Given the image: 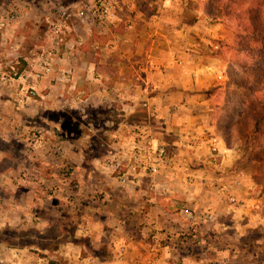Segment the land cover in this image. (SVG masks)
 Instances as JSON below:
<instances>
[{"label": "crops", "instance_id": "obj_1", "mask_svg": "<svg viewBox=\"0 0 264 264\" xmlns=\"http://www.w3.org/2000/svg\"><path fill=\"white\" fill-rule=\"evenodd\" d=\"M20 1L24 13L0 34V48L9 44L11 49L7 56L23 48L13 34L23 21L37 26L50 7L76 0H0V9ZM118 1L113 24L74 26L71 42L80 37L84 48L61 56L54 71L38 82L37 98L17 105L15 99L23 93L19 80L0 83V141L15 139L24 153L15 158L12 145L0 148V228L23 226L41 211L45 198L57 197L62 207L70 209V200L79 205L73 238L89 237L93 243L92 257H83L82 264H233L251 250L243 242L248 228H264V211L256 210L259 205L251 195L254 189L260 193L262 185L252 168L243 165L240 152L225 144L208 104L226 79L230 21L221 14L220 0H151L157 8L148 17L137 9L136 0ZM33 37L40 39L41 34ZM94 50L98 63L112 69L97 71L90 59ZM209 89L213 93L206 96ZM143 109L146 118L141 117ZM77 110L82 121L77 133H69L65 115ZM91 110L95 118H88ZM43 122L46 126L40 127ZM35 132L43 139L27 153ZM147 139L166 144L177 164L117 180L105 162L109 152L127 158L124 145ZM54 144H60L71 165L77 189L68 187L70 178L56 175L58 165L43 179L67 188L73 198L59 189L48 196L36 188L44 176L36 152L48 155ZM6 161L12 164L3 165ZM22 170L36 179L30 176L27 188L17 190L14 181L22 177L15 176ZM230 194L236 203L230 202ZM186 206L194 213L191 220L181 211ZM206 212L213 213L214 220L205 221ZM103 239L107 250L96 253ZM65 244L68 249L86 248L81 242ZM17 254L13 248L12 257Z\"/></svg>", "mask_w": 264, "mask_h": 264}, {"label": "rangeland", "instance_id": "obj_2", "mask_svg": "<svg viewBox=\"0 0 264 264\" xmlns=\"http://www.w3.org/2000/svg\"><path fill=\"white\" fill-rule=\"evenodd\" d=\"M79 0H76L77 2ZM15 10L17 12V16L15 20L13 21V24L17 23L19 21V18L25 11V4H23L21 1L16 2V4L11 8H1L0 13L5 11H13ZM255 12L258 11V14L261 16L260 18L264 20V0H260L259 5L257 8L254 9ZM49 12V11H48ZM263 16V17H262ZM76 23V22H75ZM37 26L31 25L30 21L26 19V21H23L22 25L20 24V27L17 31H13V34L15 35L16 39L21 40L23 48L21 47L16 48L14 54L5 55L7 51L11 50L8 46L9 44H6L5 46H2L0 48V56L1 54H4L3 58H0V72L6 71L8 69V64L15 62L18 57L21 55L26 56H33V53L37 51V48L44 43V32L46 29V19L43 16L42 22H37ZM76 25V24H75ZM226 34L228 40H230L229 43H233L234 38V32H235V24L233 21L228 22L226 25ZM41 34V38H35L33 36ZM70 35H75V32H72ZM24 37V38H23ZM74 39H77L78 37L74 36ZM15 40V39H14ZM231 44H229V48L231 49ZM83 45V44H82ZM82 45L75 48L79 53H81L80 48ZM228 48V51H229ZM6 49V50H5ZM19 50V51H18ZM5 51V52H4ZM20 56H19V54ZM229 53V52H228ZM233 53L231 49V55L228 58V65L226 68V79L222 81L221 84L217 85V89L215 90L214 97H212L208 104L214 108L213 115L215 119V123L220 121L222 123V126L230 127L233 129H239L240 133L238 135H234L233 130H229L230 136V142L231 148L237 149L241 154V162L246 167L252 168V173L255 179L261 183L264 182V157L259 154L256 159L251 157V151L252 147L246 137V134L243 132V127L238 123L240 121V116L238 117V114H236L237 105L238 102H242L247 99L248 92L244 88H241L231 82V80L228 78V71L231 72V78L233 79H239L242 75L245 78L249 77V72L244 70V73L242 69L238 67L237 64H235L236 59L233 58ZM245 57V56H243ZM21 58V57H20ZM10 63H9V62ZM247 62L250 61V59L246 60ZM5 62H8L5 64ZM241 79V78H240ZM34 97L37 98V95ZM33 97V98H34ZM96 112L89 111L88 112V118H95ZM219 117V120L217 121L216 118ZM82 121V116L79 113V111H72L70 113H67L65 115L63 124L68 130L69 133H77L78 131V123ZM220 123V124H221ZM40 127L46 126V123H39ZM96 126V124H94ZM99 127V126H98ZM97 128V127H96ZM222 129V127H220ZM37 130V129H36ZM226 130V129H225ZM228 130V129H227ZM226 130V131H227ZM42 140L39 133L34 134V139L32 144L29 141V145L27 147L29 148L27 153H33L34 152V146H36L34 143L37 140ZM59 141L60 138H57ZM8 141V142H7ZM7 143H3L0 141V148L9 147L12 145L13 147H10L13 149L14 157L17 158L22 157L24 153L22 148V143H19L15 139H9L7 140ZM58 143V142H57ZM40 144V143H37ZM51 149L48 151L50 154H43V157L40 155V153L36 152V156L41 160L43 163V175L40 176L41 179H39V184L36 187L37 190H41L45 195L48 196L52 194V191L54 189H59L64 193L63 196L68 194V198H73V195L71 193H67L65 188L59 187L58 185H55L53 183H46L43 179L44 177H47L49 174V171L53 168L54 165L59 166V173H56V175L60 176L62 178H70L68 181V187L71 190L77 189V183L75 177H73V170L70 164L66 161V159L63 156L62 148L60 144H54L51 145ZM35 156V154H33ZM50 155V156H49ZM19 160V159H18ZM23 160V158H22ZM12 164L10 162H3V165ZM115 174V173H114ZM30 176H33V179H36L34 175H31L30 173H26L25 170L20 171L19 175H16L15 178L19 180L21 178L20 182L14 181V185L16 186L17 190H24V188H27L28 181ZM115 176V175H114ZM38 178V177H37ZM26 179V180H25ZM117 180H119L117 178ZM21 184V185H19ZM31 186V185H30ZM34 186V185H32ZM20 188V189H19ZM252 197H254L257 200V204L259 205V208L256 210H259L261 212L264 211V187L260 189V193L258 192V189H254L253 193L251 194ZM46 196H44L45 198ZM43 198V199H44ZM57 197H53L52 199L45 198L43 202L44 204H40L39 206H44L41 211L38 209L36 210V213H33L30 217V220L23 225V226H13V225H6L4 227L0 228V239H4L5 242H0V264H82L80 263V260L83 257H92L93 255V243H91L90 238H82L81 239H74L73 238V232H75L78 227L77 224L74 223L77 218L78 213V204L77 202H74L70 200V206L71 208H65L62 207L61 203L58 202ZM5 204V203H4ZM50 204L54 205V208H51ZM46 208V209H45ZM51 208V209H50ZM33 210V209H32ZM34 217H38L37 219H34ZM44 220H41V219ZM187 218V217H186ZM188 220H191L187 218ZM249 233L246 234L244 237V241L247 245H249V252L246 254V256H243L241 258H237L233 264H264V228L262 230H259L256 226H250L248 228ZM70 236V238H69ZM66 241H72L75 242H81L85 245V250L79 251L77 247L72 246V249H68L66 247ZM98 239L96 240V242ZM103 246H99V249L96 251V253L105 254V250H107L106 246V239H103ZM3 245L5 248H3ZM181 244H179L180 246ZM184 245V244H183ZM182 245V246H183ZM14 249L18 250L17 257H12V251ZM104 248V249H103ZM189 248V245L187 243V249ZM176 260V259H172ZM82 262V261H81Z\"/></svg>", "mask_w": 264, "mask_h": 264}, {"label": "built area", "instance_id": "obj_3", "mask_svg": "<svg viewBox=\"0 0 264 264\" xmlns=\"http://www.w3.org/2000/svg\"><path fill=\"white\" fill-rule=\"evenodd\" d=\"M118 5V0H79L71 5L50 7L49 13L45 17L44 43L33 53L35 60L26 62V67L17 72L15 64L18 63L20 58L18 57L15 62L8 64L6 71L0 72V83L11 84L19 80L23 93L17 95L16 104L22 105L25 100L33 98L36 95L38 82L54 71L61 56L68 50L73 51L83 44V39L80 37L71 42L70 34L74 32L75 24L83 26H107L113 24L118 19ZM16 16L17 12L15 10L0 13V34L13 24ZM35 65H38L39 68L35 69ZM142 105L143 107L148 106L146 103ZM122 148L128 152L129 156L127 158H117L115 152L111 150L108 158L105 159L107 165L112 167V173H115L114 175L120 182H125L126 179L132 178L135 173L141 172L142 175L153 174L160 167H173L177 164L176 158L167 145L152 139H147L142 143L134 140ZM129 170L132 174L127 172ZM228 196L231 203L237 202L232 194ZM181 211L189 219L194 217L193 211L188 206L183 207ZM203 219L212 221L214 220V215L211 212H206L203 215Z\"/></svg>", "mask_w": 264, "mask_h": 264}, {"label": "trees", "instance_id": "obj_4", "mask_svg": "<svg viewBox=\"0 0 264 264\" xmlns=\"http://www.w3.org/2000/svg\"><path fill=\"white\" fill-rule=\"evenodd\" d=\"M259 2L260 0H220V11L223 18L230 22L233 21L235 24L231 45L233 58L236 59L235 64L242 69L243 73L244 70L249 72L248 78L241 75V79L231 78L229 71L227 75L233 84L248 92L247 99L238 102L236 114L241 117L238 123L242 125L243 132L253 148L250 154L254 159L259 154L264 157V20L260 18L258 11L255 12L254 10ZM136 6L147 17L155 14L157 8L151 0H136ZM83 48L84 46L81 47V49ZM87 50L88 48L85 49L86 52ZM99 57L96 50L90 55V59L96 64L97 71H101L105 67L112 69L110 65L98 63ZM247 59L250 61L247 62ZM25 67L26 62L23 58H19L18 63L15 64V70L20 72ZM212 93L213 91L210 89L204 92L206 96ZM142 112L141 117L146 118V111L143 109ZM216 120L218 121L219 117ZM220 123V121L216 122L217 130L225 144L231 147L230 138L232 136H230L229 130H233L234 135H238L240 130L230 129V127L224 128ZM257 183L264 187V182L257 181ZM0 242L4 243L5 240L0 239Z\"/></svg>", "mask_w": 264, "mask_h": 264}]
</instances>
